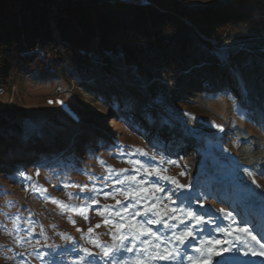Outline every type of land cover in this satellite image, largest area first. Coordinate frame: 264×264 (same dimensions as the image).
Wrapping results in <instances>:
<instances>
[{"label": "rangeland", "instance_id": "1", "mask_svg": "<svg viewBox=\"0 0 264 264\" xmlns=\"http://www.w3.org/2000/svg\"><path fill=\"white\" fill-rule=\"evenodd\" d=\"M178 1L184 6H207L229 0ZM242 1L241 10L254 21V27L239 29L222 44L212 42V49L190 32L193 56L187 59L180 73L163 71L162 65L170 55V49L165 48L150 54L154 69L149 77L144 69L145 73L128 72L117 56L111 68L97 66L88 79H75L67 70L56 72L45 67L36 71L19 70L10 77L6 88L0 82L3 88L0 112L15 114L17 124L16 128L8 127L5 135L20 138L13 145V159L0 165V264H76L81 257L84 264L94 261L105 264L99 257L86 256L82 248L99 253L100 249L91 240L99 239L105 245L119 242L114 237L118 236L116 223L120 217L111 212L119 210L117 201L122 205L134 202L131 196L126 201L124 193L144 189L137 207L143 212L145 206L154 203L143 198L153 191L154 183L166 190L174 187L154 174H147L154 169H159L162 176H172L180 184L190 185L187 191L199 194V201L206 208L218 214L220 209L232 212L236 221L233 229L243 227V221L252 231L256 230L253 234L261 235L264 228V215H261L264 211H260L264 206V0ZM56 35L54 32L52 36L59 40ZM38 43L34 52L43 53V46ZM212 58L219 60L216 76L219 81L206 73L207 59ZM150 93L153 98L147 102ZM215 125H222L223 131ZM119 145L124 146V155L120 154ZM6 148L0 142V153H6ZM135 149H142L148 155H141ZM161 157L165 159L163 164ZM169 159L178 164L167 163ZM14 165L15 169L7 171ZM119 169L128 171L119 172ZM20 171L32 180H24L18 175ZM126 176H135L136 181L144 183L140 186L135 181L116 183ZM253 179L256 184L252 183ZM33 183L47 189V196L67 205L86 206L88 219L78 211H62L60 206L32 191ZM77 185L88 188L82 191ZM93 188L95 191H89ZM89 197H94L98 204H92ZM173 199L177 200V196ZM155 203L162 215L178 207V201L170 204L164 199ZM104 205L116 207L105 209ZM193 206L198 207L195 195ZM17 214L19 231L13 227ZM122 215L126 217L125 223L133 222L131 216ZM105 219L113 223L105 224ZM230 222L223 220L221 227H227ZM97 224L100 227H95ZM32 227L35 231H31ZM152 227L167 231L160 226ZM89 228H93V233H88ZM236 235L244 237L242 233L226 236L213 232V238L221 241L217 249L226 246L225 241ZM17 236H23L26 242L16 243ZM68 236L73 239L68 240ZM38 252L45 255L41 258ZM190 254L197 256L195 252ZM239 259L264 263V258L259 256L241 255Z\"/></svg>", "mask_w": 264, "mask_h": 264}, {"label": "trees", "instance_id": "2", "mask_svg": "<svg viewBox=\"0 0 264 264\" xmlns=\"http://www.w3.org/2000/svg\"><path fill=\"white\" fill-rule=\"evenodd\" d=\"M243 4L242 0L207 6H184L178 0H0V82L6 88L19 70L45 67L88 79L97 66L111 68L117 56L128 72L144 69L149 77L154 69L150 54L165 48L170 55L163 71L180 73L193 56L190 32L212 49V42L222 44L239 29L254 27L241 10ZM38 41L43 53L34 52ZM207 61L206 73L219 81V60ZM8 127H17L16 115L0 112V142L7 147L0 153V165L13 159V145L20 139L6 137Z\"/></svg>", "mask_w": 264, "mask_h": 264}, {"label": "snow or ice", "instance_id": "3", "mask_svg": "<svg viewBox=\"0 0 264 264\" xmlns=\"http://www.w3.org/2000/svg\"><path fill=\"white\" fill-rule=\"evenodd\" d=\"M57 103H63L62 101H56ZM52 103V101H49ZM220 131H223L222 125H215ZM121 149L120 154L124 155L123 145H119ZM141 155H148L142 149H135ZM131 155V153H128ZM155 159V157H152ZM129 163H133L129 161ZM134 163H139L136 161ZM160 163H165L164 157H161ZM169 164H178V161L167 160ZM112 171V169H109ZM119 172H126V169H119ZM147 172V169L145 168ZM166 171V169L164 170ZM248 171V169H245ZM148 175H155L159 179L170 182L174 185L173 188L166 190L165 188L159 186L156 182L152 185L153 191L148 193L144 199H151L154 203L151 207L145 206L143 212L138 211L137 207L140 204L141 192L144 189L130 190L124 193L126 201L129 200L131 196L134 202L129 201L126 204H121L117 201V206L119 210L111 212V215L120 217V221L116 223V231L118 236L114 237V240L118 239V243H113L112 245H105L104 242L99 239L91 240L90 242L100 249L99 253H93L89 248H82L83 253L88 257H99V260L104 261L105 264H158V262H166V264H185V261L189 264H251L249 261L241 260L239 257L242 255L247 257L249 255L253 257L264 258V236H257L253 234L252 230L248 227L247 222H241L244 224L243 227L236 229L232 228V225L236 223L232 212H225L224 209L219 210V214L211 209L206 208L202 203H200L198 195L187 191L190 185L180 184L175 177L161 175L159 169H154L153 172H147ZM184 175V172L180 173ZM251 176L252 173L248 172ZM20 177L24 180L31 181L32 177L24 171L18 173ZM36 175H39L37 170ZM125 181H135L137 186L143 185L144 181H136L135 176L125 177L123 180H117V184H124ZM253 184H256L255 179L252 180ZM27 187V186H26ZM67 187V185H66ZM81 190L88 188L87 185L79 186ZM259 187V185H257ZM32 191L45 196L46 199L51 200L54 204L60 206L61 210L70 209L72 211H78L80 214L84 215V219L87 220L88 208L84 205L79 207L67 205L63 201L58 200L56 197L47 196V189L43 186H37L35 183L32 184ZM119 190V189H118ZM95 191V188L89 190ZM163 194V195H160ZM109 195V193H105ZM196 197V204L198 207L193 206V198ZM173 196H177V200L173 199ZM92 204H98V201L94 197H89ZM168 200L170 204H177L178 207L172 208L170 212H164L161 214V210L157 208L155 202L161 200ZM105 209H112L116 206L104 205ZM168 205H165L167 208ZM131 209V211H129ZM179 212L180 215L177 216L176 213ZM126 213L128 216L132 217L133 222L125 223L126 217L122 215ZM103 215V213H98ZM222 214V219L221 215ZM31 215V214H30ZM151 217V218H149ZM166 217V218H165ZM139 218V219H137ZM169 220L174 221L169 223ZM223 220H230V224L227 227H221ZM20 216L17 214L16 218L13 220V227L20 230ZM175 221H178L176 223ZM32 222L29 221V224ZM75 224V221H72ZM105 224L113 223L109 219H105ZM178 225H182L178 227ZM152 226H160L167 231H161L160 228L153 229ZM214 226V227H208ZM43 227V226H41ZM95 227H100L97 224ZM31 231H35L32 227ZM77 231H82L77 229ZM88 233H93V228H89ZM207 231V235H205ZM213 232L224 233L226 236H232L233 233H242L244 237L236 235L234 239H229L225 241L226 246H221L217 249V245L221 244V241L213 238ZM170 233V234H169ZM250 237L251 239H247ZM199 238V239H197ZM68 240H72L71 236L67 237ZM239 241V243L237 242ZM25 238L23 236H17L16 243H24ZM39 243V241H37ZM211 246V247H210ZM11 251V249H9ZM195 252L197 256H193L190 253ZM131 254V255H127ZM44 253H37V256L43 257ZM76 264H84V257H81ZM93 264H98V261H94Z\"/></svg>", "mask_w": 264, "mask_h": 264}, {"label": "bare ground", "instance_id": "4", "mask_svg": "<svg viewBox=\"0 0 264 264\" xmlns=\"http://www.w3.org/2000/svg\"><path fill=\"white\" fill-rule=\"evenodd\" d=\"M142 3H144V2H142ZM102 68V67H101ZM101 68H99V69H101ZM2 86L0 85V89H1V91H2V93H3V88H1ZM262 210H260L261 211V213H262V211H264V206H262V208H261ZM262 216L264 215V213L263 214H261ZM263 221V220H262ZM262 224H263V222H262ZM249 225V224H248ZM255 228V227H254ZM263 230V232L261 233V235H259V236H264V228H262ZM261 230V229H260ZM252 232H256V230L254 229V231H252ZM255 234V233H254ZM257 235V234H256ZM258 236V235H257ZM248 239H250V238H248ZM262 263V262H261ZM260 263V264H261ZM264 264V263H263Z\"/></svg>", "mask_w": 264, "mask_h": 264}, {"label": "built area", "instance_id": "5", "mask_svg": "<svg viewBox=\"0 0 264 264\" xmlns=\"http://www.w3.org/2000/svg\"><path fill=\"white\" fill-rule=\"evenodd\" d=\"M1 93H2V91H1Z\"/></svg>", "mask_w": 264, "mask_h": 264}]
</instances>
